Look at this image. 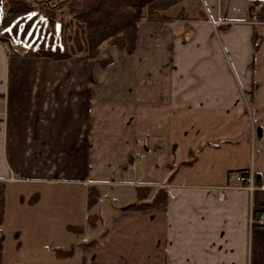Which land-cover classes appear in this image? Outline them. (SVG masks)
Returning <instances> with one entry per match:
<instances>
[{
    "label": "crops",
    "instance_id": "obj_1",
    "mask_svg": "<svg viewBox=\"0 0 264 264\" xmlns=\"http://www.w3.org/2000/svg\"><path fill=\"white\" fill-rule=\"evenodd\" d=\"M196 1L144 18L108 69L0 39V264H264V0ZM248 168L253 193L234 180ZM139 187L166 204L131 208ZM91 216L102 228L83 241Z\"/></svg>",
    "mask_w": 264,
    "mask_h": 264
},
{
    "label": "trees",
    "instance_id": "obj_2",
    "mask_svg": "<svg viewBox=\"0 0 264 264\" xmlns=\"http://www.w3.org/2000/svg\"><path fill=\"white\" fill-rule=\"evenodd\" d=\"M54 1L32 0L30 4H25L23 0L13 1L2 19L7 42L22 40L33 49L35 56L64 60L83 54L92 64L103 62L109 65L110 60L100 57L105 44L132 53L137 47L141 21L144 18L170 20L163 12L183 0H60L51 5ZM61 9H68L72 15L69 24L54 17L53 13L45 12L46 17L40 14L42 10L56 12ZM151 193V188H137V202L131 208L142 210L166 204L168 193L165 189H160L149 201ZM98 198V189L91 187L88 207H94ZM96 220L95 216L89 218L92 225H95ZM3 221L2 204L0 226ZM70 230L81 234L84 228L70 227ZM95 244L96 241H91L84 246Z\"/></svg>",
    "mask_w": 264,
    "mask_h": 264
},
{
    "label": "rangeland",
    "instance_id": "obj_3",
    "mask_svg": "<svg viewBox=\"0 0 264 264\" xmlns=\"http://www.w3.org/2000/svg\"><path fill=\"white\" fill-rule=\"evenodd\" d=\"M7 3H6V2ZM9 0H0V35H1V37H3L2 39L4 40V42H6V44L9 46V48H11V50H12V48H13V50H14V53L15 54H18V55H22V56H24V57H27V56H35V55H33L34 54V51H33V49H31L25 42H23L22 40H18V39H13L12 41H9V42H7V35H6V33H5V31H4V28L2 27L3 26V24H2V19L4 18V15L7 13V10L8 9H10L11 8V6H12V3H13V1H16V0H10V2H8ZM31 1L32 0H23V2L25 3V4H30L31 3ZM60 0H55L53 3H51V5H54V4H56V3H58ZM187 1H191V0H187ZM35 3V2H34ZM192 3V5L190 6V7H187L188 9V12L191 14V15H194V14H198L199 13V4H198V2L195 0V5H193V2H191ZM179 5V4H178ZM32 6H33V4H32ZM34 7V6H33ZM37 8V7H36ZM176 9H179V11L181 10V8L180 7H177V5H176V7H175ZM184 10L182 9V12H183ZM45 12H49V13H53V15H54V17H56L57 19H60V20H62V21H64V23L65 24H69V22L70 21H72L71 19H72V15H70L68 12V9H61V10H57L56 12H50V11H48V10H42L41 12H40V14H42L44 17H46V13ZM64 13V14H63ZM74 22V21H73ZM74 26H73V24H72V28H73ZM2 40V41H3ZM103 52V53H102ZM113 54V56L115 55V56H117L118 55V53H119V48H116V50H114L113 49V47L112 46H110V45H107V44H105L104 46H103V48H102V50H101V58L102 59H104V60H106V61H108V60H110V63H111V55L110 54ZM103 54H105V55H107V54H109L108 56H104ZM103 55V56H102ZM44 57V56H43ZM159 57V56H158ZM157 57V58H158ZM162 58H163V56H161ZM160 57V58H161ZM165 57V56H164ZM156 58V57H155ZM166 58L168 59V56L167 57H165V63H166ZM52 59V58H51ZM68 59H76V60H87V61H89V59L85 56V55H83V54H81V55H77V56H74V57H71V58H68ZM55 60V59H54ZM65 60V59H64ZM162 61V62H161ZM161 61L159 62V65H161V64H165L164 63V60L163 59H161ZM90 62V61H89ZM97 64H101L102 66H104L103 68H105V69H108L109 67H107L108 65L107 64H105V63H103V62H96ZM95 63V64H96ZM114 64H116V61L112 64V66L114 65ZM167 64V63H166ZM165 64V65H166ZM110 65V64H109ZM109 75V79L110 80H112L113 81V83L115 82V83H117V82H120V81H123L124 82V84L126 85L128 82H129V80H131V79H135V76H134V74L131 72L130 74H127V76L125 75V73L124 72H122V73H119V71H117V70H115L113 73H112V77H111V75L110 74H107V76ZM116 80H118V81H116ZM153 81V80H152ZM131 82V81H130ZM133 82V81H132ZM140 82L137 80V82H135V87L136 88H138L139 86L141 87V85L139 84ZM144 86H146L147 87V84L144 82ZM7 203H8V205L9 206H11L13 203H15L16 204V200L15 199H10L9 197H8V199H7ZM72 205V201H71V203H70V206ZM72 208V207H71ZM23 210L24 209H26V207L25 208H22ZM28 209V208H27ZM13 213H16V211H14ZM22 213H23V211H22ZM104 218H106V220H108V218L106 217V216H104ZM76 222H83V219L81 218V216H80V219L78 220V221H76ZM98 221L96 220V223H97ZM18 226H21L20 225V223L17 221V219H14V216H12V217H10V215H9V219H8V222H7V224L4 226V233H5V241H6V245H8L9 243L11 244V248H12V246L14 245V233H15V229L18 227ZM85 227H86V232H85V234L82 236L83 237V241H90L91 239H94V238H98V235L100 234V230H101V228H102V226L100 227V224H99V227H100V230H97V229H95V227H96V224L95 225H92L91 223H90V221H87V217H86V221H85ZM47 233H50V232H47ZM46 233V234H47ZM26 234V233H25ZM53 235V238H51L50 237V235H48V237H47V239H53V241H56L57 239H58V235H57V233H54V234H52ZM68 235H70V238H71V240H74L75 238H76V236L73 234V233H71V232H65L64 234H63V236H62V239L63 240H65L67 237H69ZM65 236V237H64ZM9 249V246H7V249H6V251Z\"/></svg>",
    "mask_w": 264,
    "mask_h": 264
},
{
    "label": "built area",
    "instance_id": "obj_4",
    "mask_svg": "<svg viewBox=\"0 0 264 264\" xmlns=\"http://www.w3.org/2000/svg\"><path fill=\"white\" fill-rule=\"evenodd\" d=\"M2 100L3 98L0 97V106ZM234 180L240 184L239 188L247 189L251 193H253L256 189L255 172L253 168H248L237 173L236 176L234 177ZM251 223H254V221L251 220ZM257 223L260 226H264V213L261 214L260 219L257 221Z\"/></svg>",
    "mask_w": 264,
    "mask_h": 264
},
{
    "label": "water",
    "instance_id": "obj_5",
    "mask_svg": "<svg viewBox=\"0 0 264 264\" xmlns=\"http://www.w3.org/2000/svg\"><path fill=\"white\" fill-rule=\"evenodd\" d=\"M258 131H259V134L261 135V129H260V128H259V130H258ZM258 178H259V177H258Z\"/></svg>",
    "mask_w": 264,
    "mask_h": 264
}]
</instances>
